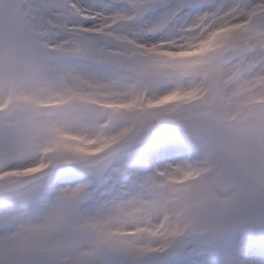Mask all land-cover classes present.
Segmentation results:
<instances>
[{
  "label": "snow or ice",
  "instance_id": "1",
  "mask_svg": "<svg viewBox=\"0 0 264 264\" xmlns=\"http://www.w3.org/2000/svg\"><path fill=\"white\" fill-rule=\"evenodd\" d=\"M0 264H264V0H0Z\"/></svg>",
  "mask_w": 264,
  "mask_h": 264
}]
</instances>
